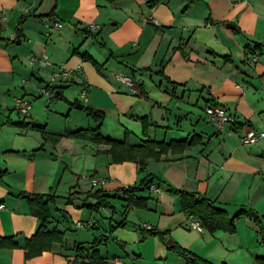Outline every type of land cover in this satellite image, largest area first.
I'll return each instance as SVG.
<instances>
[{"label":"crops","instance_id":"0c3cea01","mask_svg":"<svg viewBox=\"0 0 264 264\" xmlns=\"http://www.w3.org/2000/svg\"><path fill=\"white\" fill-rule=\"evenodd\" d=\"M23 16L20 41L8 42ZM53 20L63 26L49 29ZM44 53L52 65L29 63ZM62 63L77 79L58 85L61 98L37 95L34 86ZM113 70L134 85L114 78ZM29 80L28 87L22 83ZM80 84L87 86V101ZM23 97L32 102L27 117L15 111ZM77 103L103 111V122L78 113ZM209 104L226 106L241 124L216 128L203 115ZM68 115L72 121L55 125ZM140 117L149 119L146 129ZM98 126L105 137L133 146L195 144L148 160L147 174L163 192H139L150 197L141 209L129 205L124 190L138 184L136 162L114 163L105 152L110 145L65 135ZM262 127L264 0H0V236L19 244L0 248V264H87L93 250L109 264L136 257L140 264H258L264 257V138L244 145L241 135ZM55 134L62 135L57 142ZM86 175L103 180L102 197L114 209L86 206L98 202ZM174 188L207 196L230 217L246 213L235 219L234 233L199 231ZM22 193L61 197L54 209L70 214L80 230L69 235L71 220L52 208L50 230L64 232L66 247L56 244L26 259L25 242L40 219ZM168 240L194 255L182 257Z\"/></svg>","mask_w":264,"mask_h":264},{"label":"trees","instance_id":"16d2710c","mask_svg":"<svg viewBox=\"0 0 264 264\" xmlns=\"http://www.w3.org/2000/svg\"><path fill=\"white\" fill-rule=\"evenodd\" d=\"M155 0H152L154 2ZM24 16L21 17L18 26L16 28V39H7L8 42H19L22 35V23ZM98 67V65H97ZM54 91V98H61V90L57 87L52 89ZM87 112L88 117L98 123H102L105 118V113L103 111L93 109L87 106L84 108ZM139 120L143 123L145 129L149 125V119L147 117H140ZM241 124L237 122L236 125ZM234 125V126H236ZM37 128L42 129V135L44 140L49 139L50 135L45 129L39 125H34ZM68 137L86 139L97 143H105L111 146V148L105 151L107 154L112 156V162L120 163L124 161H134L138 164L139 170L145 169L149 159L160 160L161 157L172 152H183L187 146L195 144L192 140L188 142L183 141H172L170 143L157 142V141H147L142 145L133 146L130 145L127 139L123 141H117L109 137H105L101 132V126L97 128H80L73 131H66L65 133ZM54 141H59L62 137L61 134H55ZM156 180L154 175H149L142 179L139 184L124 187L127 194V199L129 205L138 208H147L150 197L138 196L139 192H144L149 190L150 186ZM173 192L180 197L182 211L188 215L195 216L202 226L209 232L213 233L219 230L234 233L236 231L235 219L242 216L246 211L241 210L233 217H230L228 212L216 205L215 201L211 200L205 195H200L198 193L189 192L181 189H173ZM103 190L100 188L93 193L91 196L98 198V202L95 205H86L92 209L100 210L104 207H112L109 202H107L102 197ZM26 196L29 200L30 206L32 208V213L40 219V225L36 233L29 239L26 240L24 248L26 250L25 257L27 260L34 258L36 256L42 255L45 251H50L54 245L58 244L62 247L67 246V241L63 231L59 229L50 230L52 212L50 208V203L55 201V195L50 193H38V194H21ZM66 217V215H64ZM156 233L155 231H151ZM260 232L263 234L262 228ZM264 240V234H263ZM19 244L15 241L14 237H2L0 236V248H17ZM175 249L182 257L190 258L193 256L190 251L184 249L180 245L174 242L172 247ZM77 252L83 253L85 248L81 245L76 246ZM75 262V261H74ZM256 262L258 264H264V257H257ZM87 264H109L98 252V250H93L89 255Z\"/></svg>","mask_w":264,"mask_h":264},{"label":"built area","instance_id":"2783aa9c","mask_svg":"<svg viewBox=\"0 0 264 264\" xmlns=\"http://www.w3.org/2000/svg\"><path fill=\"white\" fill-rule=\"evenodd\" d=\"M238 1V0H237ZM49 29H59L63 26V23L59 20H53L49 23ZM94 26V25H92ZM17 37L14 36L13 39ZM252 60L257 61L259 55L257 53L251 54ZM31 65L38 64L40 66L52 65V61L47 53L42 54L41 56L33 55L29 59ZM55 70L51 75L50 80L40 83L37 86V93L39 96H45L48 101H51L54 98V91L52 89L57 87L61 83H68L77 79L78 75L76 71L66 67L64 63L55 66ZM119 80L128 85L133 86L134 81L131 77L120 76ZM81 85L80 96L83 101H87L88 89L84 84ZM32 107V102L27 98H21L18 100L15 106V111L22 114L24 117L29 116L30 109ZM205 113L207 120L212 123L216 128L221 129L227 125L234 126L238 122L236 115L229 112V109L220 104H209L205 107ZM264 138V127L260 130L249 128L244 134L241 135V142L244 145H252L257 143L260 139ZM103 182L102 179L94 178L92 180L93 186H99ZM151 192L160 194L163 192V189L160 186L152 184L149 188ZM191 225L193 228L198 229L199 231H204V227L200 221L193 215H190ZM78 226H83L82 223H78Z\"/></svg>","mask_w":264,"mask_h":264},{"label":"rangeland","instance_id":"374dc122","mask_svg":"<svg viewBox=\"0 0 264 264\" xmlns=\"http://www.w3.org/2000/svg\"><path fill=\"white\" fill-rule=\"evenodd\" d=\"M116 72V73H115ZM125 75V73H123V72H118V71H114L113 70V77L114 78H116V79H118L119 80V77L120 76H124ZM126 76V75H125ZM50 78H51V76L48 78V80H50ZM34 81H36L35 79H33ZM47 80V81H48ZM30 80L29 81H26V82H22L23 84L25 83V85H27V87H28V85H30ZM34 88L35 89H37L35 86H34ZM28 89V88H27ZM37 91V90H36ZM37 95H38V93H37ZM42 98H45V99H47L45 96H41ZM86 105V104H85ZM76 111H79L78 113H85V114H87V112H86V110L85 109H79V110H76ZM82 115V114H81ZM203 115H204V117H206V113H205V109L203 110ZM74 117H73V115H68V116H66V117H63V120L62 121H60L59 120V122L58 123H56L55 125L56 126H62V124L64 123L65 124V121H69V120H71L72 121V119H73ZM90 121H93V120H91L90 119ZM263 128V127H262ZM262 128H260V129H262ZM260 129H258V130H260ZM239 140H240V138H239ZM148 163V162H147ZM147 166L148 165H146V167H145V169L144 170H142V171H140L139 169H138V175L140 176L139 178V181H138V184L142 181V179L143 178H145V177H147L148 175H150V174H147ZM147 174V175H146ZM92 175H93V173H92ZM95 175V174H94ZM87 176V178H86V180L85 181H87V186H88V188L89 189H91V190H93L94 189V192L96 191V190H98V189H100L101 188V184L99 185V186H96V187H94L93 186V183L88 179V178H90L91 177V175H86ZM85 176V177H86ZM96 178H98V179H100L99 177H96ZM102 178V177H101ZM89 180V181H88ZM91 180H92V177H91ZM125 187V186H124ZM146 192L148 193V194H151V191L150 190H146ZM51 194V193H50ZM52 195H55V194H52ZM70 195V194H69ZM61 197L60 196H57V195H55V201H53V202H51L50 203V208H51V212H52V208L54 209V207H55V203H56V201L58 200V199H60ZM68 200V199H67ZM111 204V203H110ZM112 205V204H111ZM109 209L111 208V209H114V208H112V207H108ZM141 209H146V208H141ZM57 213H60V214H62V215H66V218L67 219H70L71 220V226H73L72 227V230H68V234L69 235H75L78 231H80V230H74V224H75V221H72V217H71V215L70 214H66V212H64V211H62V210H59V209H54ZM64 218H65V216H64ZM52 219V218H51ZM66 220V219H65ZM84 221H85V219H83ZM131 220H134V219H131ZM86 222V221H85ZM75 261V262H74ZM70 264H78V262L76 261V260H72L71 261V263ZM129 264H140V259H138V257H136L135 259L134 258H132V259H129Z\"/></svg>","mask_w":264,"mask_h":264},{"label":"water","instance_id":"95a60500","mask_svg":"<svg viewBox=\"0 0 264 264\" xmlns=\"http://www.w3.org/2000/svg\"><path fill=\"white\" fill-rule=\"evenodd\" d=\"M228 27H231V28H233V27H234V25H231V24H229V25H228ZM76 107H77V108H79V109H81V108L83 107V105H82V103H77ZM252 215H253V216H255V217H257V216H258V214H257V213H255V212H252ZM167 244H168V245H173V242H172V240H168V241H167Z\"/></svg>","mask_w":264,"mask_h":264}]
</instances>
